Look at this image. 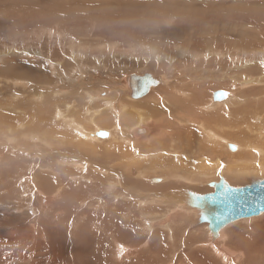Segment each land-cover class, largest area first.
Segmentation results:
<instances>
[{
	"label": "bare ground",
	"instance_id": "6f19581e",
	"mask_svg": "<svg viewBox=\"0 0 264 264\" xmlns=\"http://www.w3.org/2000/svg\"><path fill=\"white\" fill-rule=\"evenodd\" d=\"M70 1L74 0H66L65 3H70ZM234 1L236 0H228L229 3ZM245 1L247 0L238 1L236 3L238 4L237 9H235L234 6H226L227 9L225 11L224 7H222L225 5L219 4V11L215 17L222 19L223 16L238 10L237 14H242L240 15L242 17H255L252 21H256L257 23L255 25L264 31V7L257 6L252 7V9H248L250 7L243 8L242 5L245 3ZM248 1L254 2L255 0ZM210 6H212V4ZM252 28L255 29L256 27L254 26ZM252 28L243 29L249 33ZM244 31L243 33H240L241 31L238 30L237 33L229 35L225 29H222L221 33H217L212 36L216 39L210 41H207L209 38L204 39V41L207 42H203V44H199L198 42L200 49L196 47V49H199H195L196 51L191 50L190 46L187 47V49L174 48L170 53L168 51L159 52L158 48H149L147 50H150V52L146 51V55L148 57L146 66H144V63L140 64V61H142L139 59L141 53L139 54V49L136 50V48L129 52L125 50L121 51L120 53L123 54H121L119 57L124 59L121 58L122 61L111 63L108 61V59L103 60V58L99 57L103 53H111V48H107V50H102L99 47V49L95 47L90 48L72 41L70 42V40V43L68 44V41L66 40V46H62V43L58 44L63 50L64 47L67 49V51L64 50V53L66 52V54L63 53L61 56L60 54L62 52L59 54L57 51L55 52L54 56L59 55L60 57L58 59L53 58L52 60L50 58L51 56H46V59L50 62V65H48L49 69L47 68L48 72L46 73V77L37 72L35 68L34 71L36 70V72L31 73L33 70H28V67L30 66H28L27 69L24 68L25 66H23L34 61V59H31L34 55L39 56L43 60L45 57H43L41 53V55H39V53L37 55L36 53L30 52L21 53L17 48H10L8 50L6 49L0 51V62L7 61L5 60L7 58H17V60L14 59L15 61L11 60V64L6 62V64H4V66H6L0 70V75L5 74L13 78V81L7 80L8 82H12L15 87L17 85H21L23 88L25 83L22 84V82H24L26 79L32 81L30 78H33V80L42 83V89L44 88L50 91V94H46L48 91L45 92L41 89L43 91H40L41 94L39 93L34 95V99H37V103H34L36 104L35 107L33 105L30 106V103H32L31 96L26 100L24 99V101H15L17 106H20V108L17 107V111H24L23 114L16 115L13 111H3L5 115L3 112H0V117L2 114L3 117L9 121V123H15L13 125L18 127V136H21V138L25 136L32 138L30 135V128H37L41 131H44L45 133H41L39 136H37L39 140L45 143L46 140L50 139V141H52H49L50 144H56L57 146L58 144L65 145L63 150L70 152L68 153L66 151L67 153L65 152V155H69L75 159H81L78 160V163L70 161V167L73 165L78 167L82 172L85 171V175L79 174L77 171L74 172V168L71 171V169L60 167L58 162H52V160L49 158L52 162V164H49L51 165L49 167L51 173L49 175H44V179H41V181H45V185L49 184L47 189L52 188L53 190H56L54 192H52L53 190H50V193L47 192L49 194L47 198L48 201L45 198L42 199L40 202V207L44 209L43 206L48 205L49 202L53 209L56 210L57 208L60 209L62 207L64 201L65 203H69V207H71L74 204L82 203L85 198L91 196L93 189L94 191L95 188L98 189L99 193L101 192L100 189H103L101 195L96 196L95 194V197L90 198L96 200L92 203L96 202V204L99 206L104 205L102 209L106 211L104 212V210H100H102L104 214L112 219L113 224H111V227L113 234L110 235V241L112 240L113 244H115L117 251L115 252V256L112 255V257L114 256L116 259H120V262H123L127 258L135 256L136 259L133 261L137 262L138 264H152L151 261L148 263L147 260L143 259V252L145 251H142L144 248H140V246H148L147 242L145 243V241L148 239V237L153 238L154 234L151 232L153 229L158 230V228L167 232L166 234V232L162 231L166 234V236L164 234L165 241H167V239L169 241V243L164 245V247L162 245L163 249L166 247L168 251H170L169 248L176 250L180 243L179 238L177 237L179 235H177V233L180 232V230L181 232L183 231L182 229L184 227L182 228V226L186 225L187 227H191L195 221L194 219L189 220L188 218L187 219L189 221L186 219H180L182 216L181 214H191L190 216L192 217L190 218H193L194 216L196 217V215H198V217H196L198 219V223L202 225L203 223L199 222V210H191L189 206L185 205L187 200L190 199V194H196L194 191L191 192L183 190L185 199L180 198L178 191L173 194L171 193L172 195L167 192L170 189H175L177 186H179L176 185L175 182H182V184H186L189 187L190 185L196 187L198 185L197 182L201 180H207V178L210 176L213 177L217 174L219 176L222 174L223 176V173H225L232 175L233 179H231L232 181L228 180L230 181V183H228L230 185H235L236 187V185L240 183L239 180H242L241 178L254 173L258 174L259 171L261 173V171L264 170V35L257 37L255 36V33L252 32L254 35L250 34L252 37L247 38L245 42L246 37L244 36ZM17 38L15 40H17ZM55 39L56 38H54V41H56ZM231 40H233V44L231 43ZM213 41L221 42L218 49L216 45L212 44ZM228 48H230L233 53L225 58L223 56H226L225 52H227ZM204 49H206V51H203ZM113 50L116 52L119 49L112 48V51ZM123 55H125V57H123ZM132 56H135V58L137 60L139 59V61H135L134 59L129 60V57ZM19 58L22 59V61H20ZM108 58L113 59L114 57L112 56L111 58ZM223 58L228 59L225 60ZM38 62L39 63L37 64H42L41 61ZM192 64H196L197 67H192ZM79 65L83 67H80ZM138 67H145L146 72L141 71L142 73L138 74L136 71ZM112 68L116 69L112 70ZM200 68L203 69L199 70ZM169 69L172 70L170 71ZM234 70L236 72H234ZM75 72L80 74L76 76L74 75ZM170 72L171 74L169 75ZM176 72L180 73L181 75L184 73V76L176 78ZM213 73L216 75V77H210L213 75ZM48 76L52 77L49 78ZM3 81H5V79ZM143 81H148V87H144V85L141 84ZM223 82L225 84H223ZM28 83H30V81ZM92 83H96L93 84L95 85V88H92ZM37 85L38 83L36 85L34 83V88L37 87L39 89V86ZM139 86L141 87L138 88ZM114 87L117 88V91L120 95L117 98L115 96L110 98L108 91ZM1 88L0 91H2ZM75 88H78L81 93L76 91L73 92L72 89ZM21 90L22 89L19 90V93L22 92ZM22 95L23 97L26 96L24 94ZM14 96L16 97V95ZM58 96L60 97L55 98ZM19 97L20 96H18V98ZM47 105L50 107V109ZM221 107L226 110L219 112ZM45 111L48 113L46 114ZM114 111L117 112L116 114L121 113V117L117 118L116 122V119L112 117L114 115ZM109 116H111V119ZM1 120L2 122L0 123L4 124L3 119ZM45 126H48V128H44ZM229 130H238V133L232 131L229 132ZM240 130H243V132ZM15 133L13 134L15 135ZM36 133H33V137H35ZM102 134L105 135L104 138L101 137ZM237 137H244V144H231L230 140ZM15 139L16 137L14 136L6 137V140L10 142L9 146L13 145V147H10L11 149H14V146L16 145L13 143L15 142ZM106 143L109 144L106 145ZM4 145H6V143ZM75 148L76 150H79L80 153L83 152V154H86L92 159L94 158V160H96V165L95 163L92 164V161L89 160L90 158L86 159L83 157V155L73 152ZM46 150L44 152H47ZM53 151L56 152V150ZM48 152L50 153V151ZM58 153L60 154V152ZM56 157L58 156L56 155ZM64 157L68 158V156ZM67 162H69V160ZM67 162H65V164ZM86 163L93 165L92 167L95 170H104L106 173L109 171L116 178L112 176L113 179H109L105 175L103 177L101 174L92 173L87 169L89 165ZM0 164L7 170L5 173H3L5 174L7 181L16 177L18 174L17 171L19 169H21V173L25 172L22 169V166H19V163H15L13 159L8 158L7 155L1 152ZM44 165L43 169L45 170ZM162 170L166 172H163L166 174V179L169 178L166 184L164 182L165 180H163L164 178L162 179V177H159V174L162 175L160 173ZM38 171L40 172L42 170ZM117 171L120 175L117 173ZM145 173L153 175L158 174V177H151L149 181L148 178L145 177ZM22 177H25V175L22 174ZM79 177L81 181H86L85 183H89L90 185H84L80 182L76 183L75 181H77V178L79 179ZM223 178L226 179L225 176ZM36 179L37 177L34 176V180ZM22 180L24 181V179ZM107 180H109L111 183L105 185ZM14 181L19 182L21 180L17 177L14 179ZM252 181L254 180L252 179ZM214 182L216 183V181H213V183ZM150 183L151 185L152 183L158 184L151 186L149 185ZM210 183L211 182H209L208 185ZM76 186L77 188L86 187L87 194L81 195L83 194V188L76 189ZM44 187L41 190H43ZM179 188L183 189L180 186ZM208 190H210V188H208ZM163 191H166L168 194H170V199H177V202H175L177 204L176 206L173 205L174 207L171 208L169 205L171 200H167L169 198L162 197L163 194L155 195L156 193ZM213 191L214 188L212 189L211 193ZM166 192L165 195L167 194ZM12 193H14V191ZM42 193L44 194V191H42ZM75 193L80 195H75ZM112 193L116 194L117 196H111V198L105 199L102 198V196L105 194L113 195ZM46 194H44L45 197L47 196ZM2 196L4 195H1L0 197ZM144 196H148V199L144 200ZM115 198H120L121 202L123 201L124 203H120L119 201L117 202ZM138 198H143V200H138ZM168 201L169 204L167 203ZM164 204H167L166 207H170V209H168L167 212L165 209L161 217L158 216L157 219H155L156 217L154 215L153 218L151 217L149 220L144 219V216L147 214L161 213V210L163 209L161 207ZM148 205H157L160 208L157 209V206L153 207L157 209L155 210L152 207H147ZM93 208L96 209L98 206H93ZM120 208L124 210L121 211ZM70 214V212H67L66 219H71L69 217L71 216ZM123 215L124 218H126V221L121 222V217ZM50 216L54 215L50 214ZM54 218L56 217L54 216ZM140 218L142 220L141 222L139 221ZM243 220L246 219H242V221ZM22 223L24 222L22 221ZM93 223H95V220L92 222V224ZM236 223L238 222L236 221ZM231 224L224 226L219 231L216 240L212 239L208 230V226H204L209 232H207L208 239L204 240L206 242H203L199 245H201L200 247L206 248V250H210L208 253L209 256L205 257L206 261L203 262V257L201 258V256L200 261H197L194 259L195 255L183 254L181 257L176 256L174 261L169 262L168 264H183L185 260H187V263L189 264H264V216L258 223L256 222L257 225L255 224L253 227L251 226L249 228H241L239 226L235 227ZM239 224H242V222ZM140 225L145 228V232L150 234L148 237H142L140 239L138 238L139 240H136L135 232H138ZM230 225L233 227L230 228ZM20 229L23 230L24 228ZM28 232L29 230L27 233ZM157 232L158 231H156V233ZM10 235L11 234H9V236ZM59 237L56 235L55 241L57 240L58 242ZM14 238L16 239L15 235ZM46 238L49 241L51 239L53 240L51 231L46 234ZM193 240L194 236H190L188 238L189 245L193 244L190 243ZM128 243L132 245L129 246ZM135 244L138 245L134 246ZM51 249L54 250L55 248L52 247ZM161 251L163 250L161 249ZM96 252L98 253L97 250ZM194 252L197 255L196 252L198 251ZM38 255L39 253L37 256ZM199 255H201V253ZM121 256L125 257L121 258ZM133 261H131L130 264H136ZM162 262L160 263L162 264ZM49 263L56 264L55 261Z\"/></svg>",
	"mask_w": 264,
	"mask_h": 264
},
{
	"label": "rangeland",
	"instance_id": "374dc122",
	"mask_svg": "<svg viewBox=\"0 0 264 264\" xmlns=\"http://www.w3.org/2000/svg\"><path fill=\"white\" fill-rule=\"evenodd\" d=\"M238 1H241V0H236V1L231 2V3H229L228 0H74V1H70V3L69 2L65 3L66 0H0V48L3 47L0 49V51L6 50V49L8 50L10 48H17L19 50V52H21V53L30 52V53H36L37 55H38V53H39V55L42 54V56L45 57L43 60L39 56L34 55L33 58L30 57L31 59H34V61L27 63L23 66H25L24 68H26V69L28 66H30V67H28L29 71H32V70L34 71V68H35L37 70V72L41 73L45 77H46V73L48 72L47 70L49 69L48 65H50V62L46 59L47 58L46 56H48V57L51 56L50 57L51 60L53 58L58 59L60 56L59 55L54 56L55 52L58 51L57 53H59V54H60V52H62L60 54L62 56V54L64 53V50L67 51V49L65 47L63 50L62 48L59 47L58 44L62 43V46H66L67 44L65 42H67V41H68L67 42L68 44L72 41L74 43L81 44L83 46H87L90 48H94V47L98 48L99 47L102 50H107V48H111V53L106 52V54L103 53V54H101V56H99V57L103 58V60L108 59V61H110L111 63L116 62V61H122L121 60L122 57H119L121 54H123V53H120L121 51L125 50V51L129 52V51L134 50L136 48V50L139 49L138 50L139 54L141 53L139 59H141L143 62L140 61V64L144 63L145 65L144 64L143 65L146 66V62H148L147 61L148 57L146 55L147 54L146 51L150 52V50H147L149 48L150 49H157L158 48L159 52H161V51L167 52L168 51L170 53L174 48L187 49V47L190 46L191 50L196 51V50L200 49L199 48L200 43L203 44V42L205 43L207 41L216 39L215 37H212V36L217 34V33H221L222 29H225L229 35H232V34L237 33L238 30L241 31L240 33H243L245 28L247 29V28H252L255 26L256 28L255 29L252 28V30L249 33L244 31V36L246 37L245 42H246L247 38H250V37H252L251 35H254L253 33H255V36H257V37H259L260 35L263 36L264 31H262L261 29H259L255 25L257 23L256 21H252V20H254L255 17H252V18L242 17V16H240L242 14H240V15L237 14L238 10H235L236 12H231L230 14L223 16L222 19H218V17H215V16H217L218 11H219V6H220L219 4L225 5V6H222V7H224V11H225L227 9L226 6H234V8L237 9L238 4H236V3ZM211 4H212V6H210ZM64 5H66V6H64ZM242 6H243V8L244 7H250L248 9H252V7H257V6L264 7V0H255L254 2L247 0V1H245V3H243ZM33 11H35V12H33ZM258 11H261V10H258ZM30 12H31V14L33 12V14L31 15ZM257 15H259V14H257ZM242 29H243V31H242ZM50 32H52V33H50ZM48 34H52V35H48ZM10 37L11 38L15 37V38L11 39ZM19 37H21L22 39ZM8 38H10V39H8ZM16 38H17V40H15ZM48 38H50L52 40H50ZM54 38H56L55 39L56 41H54ZM207 38H209V40ZM19 39H21V40H19ZM47 39H48V41H47ZM62 39H64L65 41ZM200 39L203 41H201ZM204 39H207V41H204ZM69 40H70V42H69ZM242 40H244V39H242ZM26 41H29V42H26ZM51 41L52 42L54 41L55 43L54 42L53 43L55 45ZM22 42H24L25 44ZM198 42H199V44H198ZM42 43L43 44L45 43L44 45H46L47 48ZM220 43L221 42H217V41L212 42V44L217 46V49L220 46ZM231 43L233 44V40H231ZM19 46H21V47H19ZM196 47L199 49H196ZM112 48L113 49L114 48L119 49V50L115 52L114 50L112 51ZM206 49H204L203 51H206ZM200 51H202V50H200ZM225 53H226V56L224 55L223 57L226 58L228 55H231L233 52L230 48H228L227 52H225ZM64 54H66V52ZM112 56L116 60L114 58L112 59L111 58ZM117 56L119 57V60H118ZM108 57H110L111 59H109ZM123 57H125V55H123ZM28 58H29V56H28ZM225 58H223V59H225ZM14 59L17 60L16 57H12V58L5 59L7 61H5V62L3 61L4 63L0 62V70L6 66V65L4 66V64H6V62H8V64H11L10 62L15 61ZM35 59H36V62H35ZM122 59H124V58H122ZM132 59H134L135 61H139V59L137 60L135 58V56L129 57V60H132ZM227 59H225V60H227ZM20 61H22V59H20ZM38 61L42 62V64H41L42 66L40 64H37V63H39ZM37 65H39L40 67ZM192 65H193L192 67H195V66L197 67L196 64H192ZM42 67H43V69H42ZM80 67H83V66H80ZM198 68H199V66H198ZM114 69H116V68H114ZM114 69L112 68V70H114ZM202 69L203 68H200L199 70H202ZM36 70L34 72L32 71L31 73H35ZM136 71L139 74V73H142L144 71L146 72V69H145V67L144 68L138 67ZM173 71H174V69H173ZM234 72H236V71L234 70ZM79 74L80 73H76V72L74 73V75H76V76H78ZM170 74H171V72L169 73V75ZM100 76H101V74H100ZM182 76H184V73L181 75L180 73L176 72V75H175L176 78H180ZM213 76L216 77V75L214 73L210 77H213ZM48 77L51 78L52 76L51 77L48 76ZM2 79L3 80L5 79L7 84ZM30 79H32V81L26 79L24 82H22V84L25 83L23 88L21 87V85H19V86L17 85L16 86L17 88H16L12 84V82H10V81H13V78H11L10 76L5 75V74L0 75V80H1L0 81V88L3 87V88H1L2 91H0V105H1L0 106V112L13 111L14 114L21 115L24 113V111H21V110H19V112L17 111V107L20 108V106H17V103H16L17 101L18 102L24 101V99L26 100L27 98H29L31 96V98H32L31 102L32 103H30L31 104L30 106L33 105L35 107L36 104H34V103H37V99H34V95L39 94V93L41 94V92H43V91H45V92L48 91L46 94H50V91L48 89H44V88L42 89V86H41L42 83L41 82L35 81V80H33V78H30ZM7 80H10L9 81L10 83ZM29 81H30V83H28ZM207 82H209V81H207ZM34 83H35V85L38 83L37 86H39V89L37 87L34 88ZM93 84H96V83H92V88H95V85H93ZM223 84H225V83L223 82ZM230 86H232V85H230ZM20 89H22L21 93H19ZM11 90H12V92H11ZM16 90H18V91H16ZM26 90L27 91L29 90V91L27 92ZM72 90H73V92L76 91V92L81 93V91H79L78 88H75ZM3 91H4V93H3ZM16 92H17V94H16ZM31 93H32V95H31ZM108 93L110 94V96H109L110 98L114 97V96L117 98L120 95L119 92L117 91V88H115V87L111 88V90H109ZM22 94H24L26 96L23 97ZM14 95H16L17 100H16V97ZM18 96H20V97L18 98ZM59 97L60 96L55 97V98H59ZM12 98L15 100H13ZM9 102L12 103L13 105L10 104ZM27 104H28V102H27ZM48 108L50 109L49 106H48ZM27 109H29V108H27ZM222 110H226V109L221 107V110H219V112ZM15 111H17L18 114ZM46 111H45V113L47 114L48 112H46ZM4 112H3V114H4ZM113 113H114V115L112 117L116 119V120L114 119L116 122L117 118L121 117V113L116 114L117 112H115V111ZM118 115H119V117H118ZM0 118L3 119V121H4L3 122L4 124L0 123V143H1L0 149L4 148V149L0 150V152L7 155L8 158L13 159L15 161V163H19L20 164L19 166H22V169L25 171V172L21 173L22 171H21V169H19L17 171L18 172L17 176L10 179L9 181H7L5 174H3L7 170H6V168H4V166H1V164H0V175H1L0 176L1 177L0 178V187L2 186L0 188V196L4 195V196L0 197V201H1L0 204L4 201L1 204L2 206L0 205V225H1L0 226L1 227L0 228V264H36V263H38V264H51L49 262H53V261H55L56 264L57 263L58 264H77V263L78 264H102V263L103 264H105V263L106 264H130L131 261L136 259V257L134 256V257L127 258L123 262H120V259H116L114 257L115 252H117V251H116L115 244H113L112 240L110 241V239H111L110 235L113 234L112 227H111V224H113L112 219L109 218L106 214H104V212L106 211V210L102 209L104 205L99 206L96 204V202L92 203L96 200L90 198V197H95V194H96V196L101 195V192L103 191V189L102 190L100 189V191H101L100 193H99V190L96 188H95V191H94V189H93V191L91 189V191L93 193H91V196H89L83 200V202H84L87 199L84 203L82 202L83 204L82 203L74 204L73 206L69 207V203H65V201H64L62 207L60 209L57 208L55 210V209H53V207L48 202V205L43 206L44 209H42L40 207V202L42 201V199L45 198L47 200V198L49 196L48 193L51 192L50 190H53L52 188L47 189V186H49V184L45 185L44 184L45 181H43V180L41 181V179H44V175H49L51 173V170L49 168L51 165H49V164L50 163L52 164V162L55 161V162H58L60 167H63V168L65 167V168L71 169V171L74 168V170H75L74 172L77 171V173L85 175V171L82 172L78 167H75L73 165L71 166L72 168L70 167V165H71L70 161L71 162L74 161V162L78 163V160H81V159H75L74 157H71L69 155H65L64 153L67 150H63L65 147V145H63V144H58V146H57L56 144H50V142H52V141H50V139L46 140L45 143L43 141L39 140V138L37 136H39L41 133H45V132L41 131L37 128H30V131H31L30 135L32 136V138L27 137V136H25L26 138L25 137L21 138V136H18V133H19L18 127L13 125L15 123H9V121L7 119H5L2 114H1ZM109 118L111 119V116H109ZM0 122H2V120ZM48 126H45L44 128H48ZM104 127H106V126H104ZM108 127H106V128H108ZM231 131L238 133V130H229V132H231ZM240 131L243 132V130H240ZM10 133H11V135H10ZM13 133H15V135ZM33 133H36L35 137H33ZM8 136L9 137L14 136V137H16V139H18V140L15 139V142H13L14 144H16L14 146V149L10 148L11 146L13 147V145L9 146L10 142L6 140V137H8ZM46 138H48V137H46ZM98 139H101V138H98ZM244 139H245L244 137H237V138L231 139L230 142H231V144L233 143V145L234 144L239 145V143L244 144V142H243ZM23 140H24V142H23ZM108 142H110V141H108ZM5 143H6V145H4ZM110 143H112V142H110ZM107 144H109V143H106V145ZM53 145H55L56 147ZM7 146H8V149H7ZM44 149L47 152H44L45 151ZM53 150H56V152ZM75 150H76V148H75ZM75 150H73V152H77L79 155H83V157L86 159L90 158L89 160L92 161V164H94L96 162V160H94V158L92 159L91 157L87 156L86 154H83V152L80 153L79 150H76V151ZM48 151H50V153ZM15 152H17V153H15ZM51 152L54 154H52ZM58 152H60V154ZM68 153H70V152H68ZM231 153H233V152H231ZM49 155H51V156H49ZM56 155L58 157H56ZM63 155L68 156V158L64 157ZM40 158H41V160H40ZM49 158L52 160V162ZM61 159H63V160H61ZM68 160H69V162H67ZM61 161H63V162H61ZM223 161H224V159H223ZM44 162H45V165H44ZM65 162H67L68 164L67 163L65 164ZM86 164L89 165L90 163H86ZM40 165H42V166H40ZM43 165L45 166L44 167L45 170L43 169ZM95 165H96V163H95ZM92 166L93 165H89L87 168L92 173L101 174V175H103V177L105 175L109 179H113V177H115L109 171H107L108 173H106V171H104V170L103 171H100L97 169L95 170ZM38 170H42V171L39 172ZM48 170H50V171H48ZM78 171H80V172H78ZM263 171H261V173L259 171L258 174L254 173L252 175L245 176V177L241 178L242 180H239L240 183H238V182H237L238 184L236 183L237 184L236 187L240 188V187L248 186L252 183L263 180L264 179V176H263L264 172ZM46 172H47V174H46ZM163 172L166 173L165 171L162 170L160 172L162 175L159 174V177H162V179L164 178L163 180H165L164 182L166 184V182H168L167 180H169V178L166 179V174H164ZM117 173L119 174L118 171H117ZM22 174L25 175V177H22ZM110 174H112V175H110ZM255 174H257L261 177L255 175ZM38 175H40V176H38ZM145 175L144 176L146 178H148L149 181H150L151 177H154V176L158 177V174L153 175V174L145 173ZM148 175H149V177H148ZM34 176L37 177L36 180H34ZM221 176H222V174H221ZM221 176H219L218 174L213 176V177L210 176L209 178H207V180L206 179L204 180L205 182L203 180L197 182L198 185L196 187H193L192 185H190V187H189L186 184H182V182H175L176 185H179L183 189H181V188H179V186H177L175 189L174 188L170 189L169 190L170 192L169 191H167V192L170 194L171 193L173 194V193H176L178 191L181 199H185V195L183 193V190H187V191H191V192L194 191V193H196V194H207V192L211 193L213 188L211 186H209L208 183L209 182L213 183V181H216V183H217V182H219L220 178H222L229 186H233V188L235 187V185H232V184L230 185L229 184L230 181H228V180L233 179L232 175L223 173V176L222 177ZM224 176L226 177V179L223 178ZM17 177L20 178L21 181H19V182L14 181V179H16ZM217 177H218V179H217ZM146 178H144V179H146ZM22 179H24V181ZM252 179L254 181H252ZM75 182L76 183L80 182L81 184H84V185H90L89 183L86 184L85 183L86 181L85 182L81 181L80 177H79V179L77 178V181H75ZM107 182L105 183V185L111 183L109 180H107ZM51 183H54V182H51ZM93 183H91V184H93ZM157 184L152 183V185H151V183H150L149 185L154 186ZM43 187H44V189L41 190ZM79 188H81V187H79ZM79 188H77V186H76V189H79ZM82 188H83V191H82L83 194H81V195L87 194L86 193V187H82ZM208 188H210V190H208ZM4 189H6V190H4ZM198 189L200 192L198 191ZM55 190H53L52 192H54ZM146 190H148V189H146ZM181 190H182V192H181ZM13 191H14V193H12ZM42 191H44V194H46L48 192L46 194L47 195L46 197L44 196ZM163 192L156 193L155 195H158V194L162 195L163 194L162 197L169 198L167 200H171L170 204H169V201L167 202L171 208L176 206L177 204L175 202H177V199L176 198L170 199V194H168L165 191L167 193L165 195V192L164 193ZM77 194L78 193H75V195H77ZM79 195L80 194H78V196ZM182 195H184V196H182ZM111 196L114 197L117 195L116 194H113V195H111V194L106 195L105 194L104 196H102V198L103 199L111 198ZM162 197H160V198H162ZM2 198H3V201H2ZM143 198H144V200H147L148 196L147 197L144 196ZM143 198L142 199L138 198V200L139 199L143 200ZM115 200L117 202L119 201L120 203L123 202V201L121 202L120 198H115ZM182 201H184V200H182ZM166 205L165 204L162 205L161 208H163L162 209L163 211L161 210V213H159V214H152V213L147 214L144 216V219L149 220L151 217L153 218L154 215L156 217V218L154 217L155 219H157L158 216L161 217V215L165 209H166L165 210L166 212L168 209H170V207H166ZM93 206L94 207L98 206V208L95 209V208H93ZM156 206L157 205H155V206L154 205L153 206L148 205L147 207L153 208ZM156 208L159 209L160 207L157 206ZM156 208H153V209L157 210ZM91 209H92V211H91ZM100 209L104 210V212ZM190 209L194 210L192 208H190ZM120 210L123 211L124 209L120 208ZM59 211H61V212H59ZM51 212L54 214H52ZM67 212L71 213L70 214L71 216H69L71 219H68V218L66 219ZM102 212H103V214H102ZM22 213H24V214H22ZM62 213H63V215H62ZM50 214L54 215L56 218H54V216H50ZM121 214H124V213H121ZM60 215H62V216H60ZM64 215H65V218H64ZM93 215H95V216H93ZM181 215H180L181 216L180 219H186L187 221L194 219L195 221H194V224L191 225V227H187L186 225H185L186 227L182 226V228L183 227L184 228L182 229L183 230L182 232L180 230L181 234H180V232L177 233V235H179L177 237L179 238L180 243H179V246L177 247L176 250L169 248L170 251H168L166 249V247L163 249L164 245H167L169 243L168 239H167V241H165V239H164L166 234H167V232L165 230H161L160 228H158V230L153 229L151 232L154 234L153 238L148 237V235L150 233L145 232V228L142 225L139 226L138 232L134 231L135 236H136V240H139L142 237L143 238L148 237V239L145 241V243L147 242L148 246H145V245L140 246V248L141 247L144 248L142 251H145V252H143L144 253L143 259L144 260H147L148 263H150V261H151L152 264H159L162 261H163L162 264H168L169 262L174 261L176 256L181 257L183 254H193V255H195L194 259H196L197 261H200V256H201V258L203 257L202 258L203 262L206 261L205 257L209 256L208 253L210 252V250L209 249L206 250V248L200 247L201 245H199V244L206 242L204 240L208 239L207 235L209 232L204 227L207 224H205V223H203V225L199 224L198 219L196 218V217H198V215H196V217L194 216L193 218H190V217H192V216H190L191 214L188 215V214L182 213ZM100 216H102V217H100ZM263 216H264V213L258 217L246 219L243 221L242 220L237 221L238 223L234 222L231 225H233L235 227L239 226L241 228H249L251 226L253 227L256 224V222L258 223L261 220V218ZM94 217H96V218H94ZM11 219H12V221H11ZM94 220H95V223L97 225L95 223L92 224V222H94ZM22 221L24 223H22ZM124 221H126V218H124V215H123L121 217V222H124ZM139 221L140 222L142 221L141 218L139 219ZM241 222H242V224H239ZM29 223L33 224L34 226L30 225ZM231 225L229 226L230 228L233 227ZM192 226H193V228H192ZM194 226H196V227H194ZM201 226H202V228H201ZM20 228H22V229L24 228L25 230L24 229L21 230ZM60 228H61V230H60ZM88 228H90V229H88ZM28 230H29V232L27 233ZM175 230H176V228H175ZM49 231H51V236L53 237V240L50 238L51 239L50 241L46 238V234ZM156 231H158V232L156 233ZM162 231L166 232V234ZM197 231H199V232H197ZM9 234H11V235L9 236ZM13 234L15 235L16 239L14 238ZM17 234H18V236H17ZM86 234H88V235H86ZM156 234H158V235H156ZM164 234H165V236H164ZM56 235L58 237L60 236L58 239V242H57V240L55 241ZM210 235H211V233H210ZM251 235H253V234H251ZM190 236H192V237L194 236V240L190 242V243H193L192 245H189V242H188V238ZM8 237L10 238V240ZM211 237H212V235H211ZM247 237H248V235H247ZM216 239H214V240H216ZM182 240H183V242H182ZM81 241H83V242H81ZM199 241H201V242H199ZM37 242H39V243H37ZM49 243H50V245H49ZM77 244H78V246H77ZM128 244H129V246L132 245V244L130 245V243H128ZM138 244H139V242H138ZM138 244H135L134 246H136ZM140 244H141V240H140ZM162 245H163V247H162ZM52 247L55 249L54 250L51 249ZM41 249H43V250H41ZM161 249L163 251H161ZM190 249H191V251H190ZM96 250L98 251V253L96 252ZM139 251H140V249H139ZM194 251H198V252H196L197 255L195 254ZM44 252H46V253H44ZM159 252H160V254H159ZM38 253H39V255H38L39 257L37 256ZM200 253H201V255H199ZM40 255H43V256H40ZM112 255H114V256L112 257ZM146 255H148V256H146ZM122 257L124 258L125 256H121V258ZM148 258L149 259L151 258L152 260L151 259L149 260ZM169 259H171V260H169ZM94 260H96V261H94ZM207 261H208V259H207ZM133 262H135V261H133ZM187 262L188 261L185 260L183 264H186ZM135 263L138 264L137 262H135ZM139 264H141V263H139ZM187 264H189V263H187Z\"/></svg>",
	"mask_w": 264,
	"mask_h": 264
},
{
	"label": "water",
	"instance_id": "95a60500",
	"mask_svg": "<svg viewBox=\"0 0 264 264\" xmlns=\"http://www.w3.org/2000/svg\"><path fill=\"white\" fill-rule=\"evenodd\" d=\"M141 84L144 87L149 85L148 81ZM209 186L214 188L212 193L190 194L185 205L199 210V222L207 224L213 240L224 226L264 213V179L248 186L233 188L220 178L218 183H210Z\"/></svg>",
	"mask_w": 264,
	"mask_h": 264
}]
</instances>
